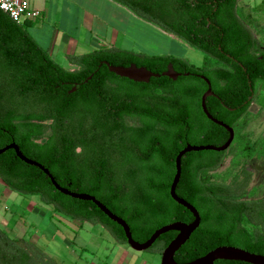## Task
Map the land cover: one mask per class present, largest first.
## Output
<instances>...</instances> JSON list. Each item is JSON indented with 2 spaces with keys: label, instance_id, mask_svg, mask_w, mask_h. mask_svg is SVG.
<instances>
[{
  "label": "trees",
  "instance_id": "1",
  "mask_svg": "<svg viewBox=\"0 0 264 264\" xmlns=\"http://www.w3.org/2000/svg\"><path fill=\"white\" fill-rule=\"evenodd\" d=\"M111 1L200 51L203 67L170 55L109 48L68 56L76 68L65 69L30 37L27 28L32 21L17 25L0 11V149L16 144L23 156L47 169L60 187L93 196L124 220L133 240L142 243L164 224L193 221L169 196L179 150L186 145L220 146L228 138L223 128L203 114L200 101L207 86L195 75L210 83L214 96L205 101L208 113L234 127V119L245 110L239 99L248 96L256 81H264V46L249 29L250 15L238 10V0ZM251 12L264 15V0ZM105 63L134 64L155 74L171 65L181 76L176 81L159 77L147 84L135 83L109 73ZM238 74L249 75L252 85L238 79ZM234 108L231 119L229 111ZM241 141L236 134L234 143L243 156L264 157V139L252 144ZM219 154L191 152L181 158L175 194L196 209L200 223L175 253L178 264L202 257L216 245L264 255V241L242 231L234 235L236 227L231 237L225 236L226 220L237 206L234 200L230 219L217 209L218 234L213 236V184L208 174L223 162L214 158ZM0 180L19 195L36 196L54 214L100 225L115 241L126 244L122 228L92 202L59 193L41 170L20 161L12 150L0 155ZM171 238L172 232L161 235L150 250L161 253ZM0 264L54 263L31 243L0 232Z\"/></svg>",
  "mask_w": 264,
  "mask_h": 264
},
{
  "label": "rangeland",
  "instance_id": "2",
  "mask_svg": "<svg viewBox=\"0 0 264 264\" xmlns=\"http://www.w3.org/2000/svg\"><path fill=\"white\" fill-rule=\"evenodd\" d=\"M260 3L261 0H238L237 7L239 11L242 10L244 15H250L252 23L249 25V29L258 43L264 46V15L251 12V9L259 6ZM82 18L92 23L91 28L94 36L106 47H109L107 45L111 42V31L114 30L118 32L117 42H113L111 46H115L117 49L148 56L170 55L185 59L197 68H202L204 65L203 54L200 51L191 48L175 36L173 38L171 33L155 22L111 0H70V12L50 17L49 28L42 39L37 38L40 43L38 45L45 48L55 31L83 38L85 31L81 25ZM43 21L45 22V19L43 20L40 15L31 22V25L36 29L37 26L44 23ZM69 31L71 32L69 33ZM27 32L30 37L33 35L31 28H28ZM105 36H107L106 43L103 40ZM100 45V50H103ZM44 50L46 51V49ZM90 52L92 50L87 53ZM53 61L65 69H70L67 61L60 56H57ZM258 93L260 97L264 96V82L258 85ZM129 124L136 123L129 122ZM235 134L243 140L241 142L247 140L250 144L263 140L264 106H259L254 113L247 114L243 121L236 126ZM233 145L236 147L235 143ZM245 164L243 153L239 149L233 148L228 151L223 167L219 168L215 174L209 173L208 176L210 179L216 177L219 180L228 181L230 178L233 180L235 179L233 177L239 174ZM255 164L264 166V159L256 161ZM248 191L253 198H264V173L254 172L252 174ZM12 194L14 197L18 196L15 192ZM19 196H21L20 203L15 204L12 198H9L8 201H0V207L4 210L0 219L6 221L7 218L4 226L0 225V232L6 233L10 238L31 243L37 250L49 257L54 264H160V253L157 252V249L143 252L133 251L127 244L115 241L100 225L88 222L77 221L76 225L80 224L81 228L75 227L72 231L68 230L54 217L47 214V211L51 214L54 213L49 205L42 203L36 196ZM30 202L35 203L30 204L29 207L33 205L32 208H35L36 212H30L31 210L26 207ZM12 206L15 207L13 210ZM58 217L62 220H71L62 215ZM19 218L21 220L20 227L14 228L15 221ZM20 228L21 231L18 230Z\"/></svg>",
  "mask_w": 264,
  "mask_h": 264
},
{
  "label": "water",
  "instance_id": "3",
  "mask_svg": "<svg viewBox=\"0 0 264 264\" xmlns=\"http://www.w3.org/2000/svg\"><path fill=\"white\" fill-rule=\"evenodd\" d=\"M107 66V69L109 73L114 74L115 76L119 78H124L127 80H130L135 83H144L147 84L150 79L152 78H159V77H166L172 81H176L181 74L175 72L171 65L167 66V69L162 72L161 74H155L149 70H147L144 67H137L134 64H130L129 66H112L107 63H105ZM184 76H188V74H184ZM204 82L207 84V90L203 93L201 96L200 106L202 109L203 114L205 117L211 121L212 123L224 128L228 133V138L225 141L224 144L221 146H212V145H186L180 152H178L177 156L175 157V174L172 179L170 188H169V196L170 198L177 203L178 205L185 208L187 211L190 212V214L193 216V221L191 223H183V222H173L167 225H164L158 229H156L150 237L142 243L136 242L133 240L129 226L126 224L124 220L119 218L118 216L111 213L104 205H102L99 201H97L93 196L87 195V194H78L71 192L65 188L60 187L54 178L49 174L48 170L45 169L42 165L39 163L32 161L25 156L22 155L20 152L18 146L14 143H11L4 148L0 149V155L8 150L14 151L16 157L22 161L23 163L34 166L41 170L50 180L52 186L57 190L59 193L69 196L73 199H78L81 201H88L92 202L110 221L114 222L118 226L122 228V231L124 233V237L126 239V244L136 252H143L149 250L153 243L158 239L161 235L174 231L177 232V235L174 239H172L168 245L161 251L160 253V264H178L174 261V255L175 253L185 244V242L188 240L190 235L195 231V229L199 226L200 223V217L196 209L184 201L183 199L177 197L175 194V188L176 185L179 182L180 178V163L181 158L191 152H202V151H214V152H224L228 149L230 146L232 140H233V130L223 124L222 122L214 119L207 111L205 106V101L208 97H212L213 93L211 91V87L209 84V81L204 78L200 77ZM90 79V78H88ZM75 92V89L69 91V93ZM217 261H236V262H242L246 264H264V255L260 254H254L250 253L248 251L242 250L237 247L233 246H219L211 251L207 252L204 256L199 257L191 262L185 263V264H215Z\"/></svg>",
  "mask_w": 264,
  "mask_h": 264
},
{
  "label": "flooded vegetation",
  "instance_id": "4",
  "mask_svg": "<svg viewBox=\"0 0 264 264\" xmlns=\"http://www.w3.org/2000/svg\"><path fill=\"white\" fill-rule=\"evenodd\" d=\"M181 41H183V40H181ZM185 44H187V43H185ZM195 76L197 77V79L202 80L200 78L202 75L197 74ZM202 77H204V76H202ZM237 77H238V79H241L242 81L247 82L250 86L252 85V83H251L252 80H251L249 75H246V74H241L240 75V74H238ZM202 81L204 82V80H202ZM263 82L264 81H262V80L256 81L254 83L253 87L251 89H249V92L247 94L248 96L245 99L243 97H241V99H239V101H243L242 102L243 104L241 105V107H242V109L244 108L245 110L243 111L242 115H240V117H237V118L234 119V127H231V126L225 124V125L229 126L233 130V140H232V142H231V144H230V146L228 147L227 150H225L224 152H218L220 154L214 157L215 159L217 157L222 158L223 162L219 163V165L215 169L210 171V173L215 174V172L219 168H222L223 165H224V160H225V157H226L228 151H230L233 148H237V147H235L233 145L234 144V139H235V136H236V134H235L236 126L240 122L243 121L244 117L247 114L254 113L259 106H264V104H263L264 103V96L260 97V95L258 93V85L263 83ZM206 86H207V84H206ZM245 95H246V93H245ZM229 98L232 99V89L231 88L229 89ZM235 111H236V108L230 109L229 113H230V118L231 119L233 118L232 114H234ZM179 121H180V123H182V116H179ZM179 144H182V141H179ZM181 150H179V152ZM243 157L246 160V164H245V166H243L241 168L239 174H237L236 177L235 176L233 177L235 179L232 180L230 178V180H228V181L219 180L216 177H214L213 179H210L212 184H213V188H212V191H211V194H210V198H211V214L214 217L213 221H212V225H213V229H214L213 230V236H217V234H218V232L216 231V228H217L216 220H217V217L219 215V213H217V209H222L224 214L228 213L229 214V219H230L231 216H230L229 210L231 208L232 200H234V203L237 206H236V209H235V211L233 213L232 218L230 220H226L225 227H224L225 236L226 237H231V235H232L231 229L233 227H236L234 235L235 234L238 235L242 231V232L250 235L251 237H255L260 243H263L262 241H264V198L256 199V198H253L252 196H250L249 191H248V187H249V184H250V181H251L252 174L254 172L264 173V166H260L258 164H255L256 161L264 159V157H261V156H258V155H252L250 157L249 156H243ZM164 159H166V158L163 156L161 158V160L164 161ZM174 165H175V163H174ZM221 184H224V185L221 186ZM239 207H242V209H237ZM173 220H177V219H173ZM183 223H185V222H183ZM189 223H191V222H189ZM186 224H188V223H186ZM171 232H172V238H171V240H172V239H174L176 237L177 232H174V231H171ZM220 240H218L217 242L214 241V243H218ZM219 246H224V245H216L214 248L219 247Z\"/></svg>",
  "mask_w": 264,
  "mask_h": 264
},
{
  "label": "crops",
  "instance_id": "5",
  "mask_svg": "<svg viewBox=\"0 0 264 264\" xmlns=\"http://www.w3.org/2000/svg\"><path fill=\"white\" fill-rule=\"evenodd\" d=\"M27 1L29 3L30 8L38 11L39 14L42 16V19L43 20L45 19V22L43 21L44 23L37 26L38 28H36V29L31 24L28 26V28H31L33 31V35H31V38L38 44L39 40L37 38L42 39L46 30L50 26L49 25L50 17H56L58 15H61L62 13L66 14V12H70V0H27ZM84 21H86L87 23H85ZM81 25H82L83 31H85V32H83V38L78 37V36L77 37L70 36V35H66L63 32L55 31L52 38L47 43V46H45V48L43 46V48L46 49L47 54L50 56V58L52 60L56 59L57 56H60L64 60H66L68 63V68H70L69 70H74L76 67L71 62H69L68 56L83 55V54H86L89 50H92V51L97 50V49L100 50V48H99L100 44H102L100 46L103 50H106L109 48H116L115 46H111V45L113 44V42H117L116 38L118 36V32H115L114 30L111 31V34H112L111 35L112 38L110 40L111 42H110V44L107 45L109 47H106V45H104L102 42H100L98 40V38L96 36H94V33L92 32V28H91L92 23H89V20H86V19L84 20V18H82L81 19ZM70 32L71 31H69V33ZM78 35H80V33H78ZM106 37L107 36H105L103 39L104 42L106 41ZM172 37L174 38V35ZM12 193H14V192L11 191L9 188H7L0 180V201L1 200L8 201L9 198H12V201H14L15 204L17 202L20 203L21 202V200H20L21 196H19V194H18V196L16 195L14 197ZM30 204H35V203L30 202L26 205V207H28L29 210H31L30 212H34V211L36 212L35 208H32L33 205H32V207H29ZM14 208L15 207H13V206L11 207L12 210ZM3 211L4 210H2L0 207V218H1V214ZM9 213H10V211H9ZM47 214L50 217H54L59 223H61L65 227H67L68 230L72 231V229H75V227L81 228L80 224L76 225L77 220H62L61 218L58 217L59 214H54V213L51 214L49 211H47ZM20 218L15 221V227L14 228H16L18 226L20 227V225H21ZM6 221H7V218H6ZM6 221L0 219V225L4 226V223ZM49 221L51 222V220H49ZM18 230L21 231V228Z\"/></svg>",
  "mask_w": 264,
  "mask_h": 264
},
{
  "label": "built area",
  "instance_id": "6",
  "mask_svg": "<svg viewBox=\"0 0 264 264\" xmlns=\"http://www.w3.org/2000/svg\"><path fill=\"white\" fill-rule=\"evenodd\" d=\"M0 11L17 25L25 21H33L39 12L30 8L27 0H0Z\"/></svg>",
  "mask_w": 264,
  "mask_h": 264
}]
</instances>
